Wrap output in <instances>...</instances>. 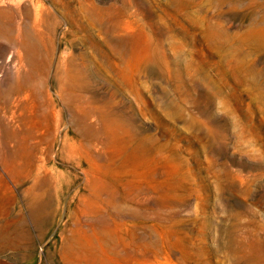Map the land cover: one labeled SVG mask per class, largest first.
Listing matches in <instances>:
<instances>
[{
  "label": "rangeland",
  "instance_id": "obj_1",
  "mask_svg": "<svg viewBox=\"0 0 264 264\" xmlns=\"http://www.w3.org/2000/svg\"><path fill=\"white\" fill-rule=\"evenodd\" d=\"M0 264H264V0H0Z\"/></svg>",
  "mask_w": 264,
  "mask_h": 264
},
{
  "label": "bare ground",
  "instance_id": "obj_2",
  "mask_svg": "<svg viewBox=\"0 0 264 264\" xmlns=\"http://www.w3.org/2000/svg\"><path fill=\"white\" fill-rule=\"evenodd\" d=\"M25 121L26 116L24 115V112L21 111L20 113H18L14 108L11 110L10 115L7 116L8 125L15 124L13 127V133L15 137L20 136L25 142H39L42 139L39 127H33L29 131H24L22 129V125L25 123ZM39 157L43 158L42 155H40Z\"/></svg>",
  "mask_w": 264,
  "mask_h": 264
}]
</instances>
